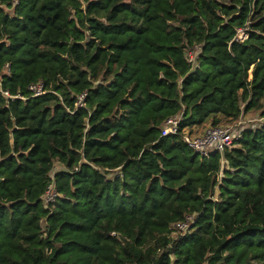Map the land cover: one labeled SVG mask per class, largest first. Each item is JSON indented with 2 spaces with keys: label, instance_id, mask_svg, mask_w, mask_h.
Here are the masks:
<instances>
[{
  "label": "trees",
  "instance_id": "obj_1",
  "mask_svg": "<svg viewBox=\"0 0 264 264\" xmlns=\"http://www.w3.org/2000/svg\"><path fill=\"white\" fill-rule=\"evenodd\" d=\"M249 112L264 0H0V264H264V120L208 156L160 134Z\"/></svg>",
  "mask_w": 264,
  "mask_h": 264
},
{
  "label": "built area",
  "instance_id": "obj_2",
  "mask_svg": "<svg viewBox=\"0 0 264 264\" xmlns=\"http://www.w3.org/2000/svg\"><path fill=\"white\" fill-rule=\"evenodd\" d=\"M15 2H17V0H15ZM247 29V24L242 28H238L234 40L244 41L245 39H247ZM199 52L200 46L198 45H193L187 50L186 57L191 65H195L196 56ZM28 90L32 93L33 96H39L45 93L43 84L41 82L30 85L28 87ZM4 94L8 95L7 92H4ZM85 97L86 92L78 95L77 101L74 104L76 108H81L84 106L83 101ZM239 119L242 118L240 117ZM182 120V114L173 115L164 119L160 125L161 136H180L181 140L185 144H187L196 154H199L201 156H208L212 152H222L226 148H230L231 146H233L235 142L241 137V123H243L242 120L238 121V124H220L209 126L205 128L202 133H192L191 131H189L188 127L181 128L180 123ZM61 169V166L54 165L49 173L50 183L41 196L44 205H48L49 203L54 202L55 199L59 196L53 183V178L55 173ZM74 170L77 171V167H75ZM122 175V172L118 168L110 171L107 174V177L119 178ZM197 219L198 214L193 213L186 215L182 221L173 223L171 226V237L175 238L179 235H185L186 233H188Z\"/></svg>",
  "mask_w": 264,
  "mask_h": 264
},
{
  "label": "rangeland",
  "instance_id": "obj_3",
  "mask_svg": "<svg viewBox=\"0 0 264 264\" xmlns=\"http://www.w3.org/2000/svg\"><path fill=\"white\" fill-rule=\"evenodd\" d=\"M251 78V71H249V76H248V79ZM259 114H255L253 112H249L247 114H244L242 119H239L237 121H235L234 123H229V124H235L237 123L238 124V121L242 120L243 123H241V125H245V126H251L253 123H255V121H262L264 120V118H259ZM224 125V124H222ZM189 131H191L193 133V129H190L189 128Z\"/></svg>",
  "mask_w": 264,
  "mask_h": 264
},
{
  "label": "crops",
  "instance_id": "obj_4",
  "mask_svg": "<svg viewBox=\"0 0 264 264\" xmlns=\"http://www.w3.org/2000/svg\"><path fill=\"white\" fill-rule=\"evenodd\" d=\"M209 126H210V125L207 124V125H205V127H200V128L196 127V128H193V132H194V133H202L203 130H204L205 128L209 127Z\"/></svg>",
  "mask_w": 264,
  "mask_h": 264
}]
</instances>
